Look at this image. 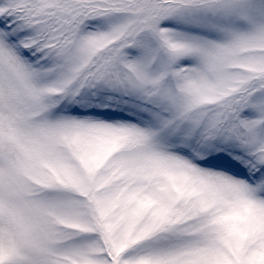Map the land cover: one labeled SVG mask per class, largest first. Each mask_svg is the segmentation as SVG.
<instances>
[{
    "label": "snow or ice",
    "instance_id": "obj_1",
    "mask_svg": "<svg viewBox=\"0 0 264 264\" xmlns=\"http://www.w3.org/2000/svg\"><path fill=\"white\" fill-rule=\"evenodd\" d=\"M0 264H264V0H0Z\"/></svg>",
    "mask_w": 264,
    "mask_h": 264
}]
</instances>
